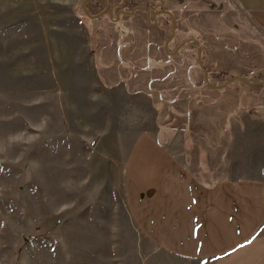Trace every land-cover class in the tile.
Returning a JSON list of instances; mask_svg holds the SVG:
<instances>
[{
  "label": "rangeland",
  "instance_id": "1",
  "mask_svg": "<svg viewBox=\"0 0 264 264\" xmlns=\"http://www.w3.org/2000/svg\"><path fill=\"white\" fill-rule=\"evenodd\" d=\"M80 3L0 0V264H202L149 240L136 203L163 151L209 186L264 182V0L185 1L208 81L194 44L171 58L141 18ZM233 76L256 83L216 87Z\"/></svg>",
  "mask_w": 264,
  "mask_h": 264
},
{
  "label": "crops",
  "instance_id": "2",
  "mask_svg": "<svg viewBox=\"0 0 264 264\" xmlns=\"http://www.w3.org/2000/svg\"><path fill=\"white\" fill-rule=\"evenodd\" d=\"M250 16L264 30V11ZM170 153L149 156L154 183L149 204L141 211L136 203L149 240L202 264L252 261L264 253V182L219 181L209 186ZM135 198L140 202L139 193Z\"/></svg>",
  "mask_w": 264,
  "mask_h": 264
},
{
  "label": "flooded vegetation",
  "instance_id": "3",
  "mask_svg": "<svg viewBox=\"0 0 264 264\" xmlns=\"http://www.w3.org/2000/svg\"><path fill=\"white\" fill-rule=\"evenodd\" d=\"M185 1L81 0L80 9L90 20L97 22L107 19L121 31H134L133 21L135 17H139L144 21L148 30L164 33L163 51L169 57L174 58L182 53L186 44H194L197 47L198 62L199 48L196 40L199 39L185 34ZM149 45H151L150 42Z\"/></svg>",
  "mask_w": 264,
  "mask_h": 264
},
{
  "label": "water",
  "instance_id": "4",
  "mask_svg": "<svg viewBox=\"0 0 264 264\" xmlns=\"http://www.w3.org/2000/svg\"><path fill=\"white\" fill-rule=\"evenodd\" d=\"M196 44L198 45V63L200 65V67L202 68L203 72H204V76H205V80L208 81V70L205 68L204 63H203V59H202V47L200 46V42L199 40H196ZM234 81H242L246 84H255L256 82L253 81H249L245 76H233L230 77L224 84L216 86L218 88H223L227 85H229L230 83L234 82ZM263 81L259 82V83H263Z\"/></svg>",
  "mask_w": 264,
  "mask_h": 264
}]
</instances>
